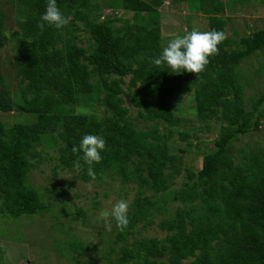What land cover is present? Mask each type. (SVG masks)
Wrapping results in <instances>:
<instances>
[{"label": "trees", "instance_id": "1", "mask_svg": "<svg viewBox=\"0 0 264 264\" xmlns=\"http://www.w3.org/2000/svg\"><path fill=\"white\" fill-rule=\"evenodd\" d=\"M163 1L106 0L103 6L99 0H57L70 17L57 29L46 22L39 26L47 0H17L23 18L10 33L0 7V51L12 45L21 109L34 118L11 126L0 118V215L18 218L49 210L29 174L38 148L54 146L58 165L85 183L118 177L135 189L128 226L98 230L108 244L102 264H264V147L244 146L237 156L233 146L241 135L261 127L264 89L248 108L245 88L251 78L243 64L264 53V27L240 39L226 35L200 73H172L152 63L166 46L159 11ZM173 1L207 15L209 30L226 34L232 20L227 10L234 1L249 0ZM104 7L133 15H105ZM192 89L198 117L219 122L220 129L213 142L196 143L202 166L187 167L179 184L183 154L171 140L177 131L190 147L194 140L179 130L182 120L171 103ZM12 110L11 96L0 88V113ZM89 133L106 140L102 160L93 165L94 177L83 161L80 169L74 167L79 154L72 152ZM77 212L86 220V209ZM154 223L164 237L139 235ZM90 249L77 237L62 246L76 260L75 254Z\"/></svg>", "mask_w": 264, "mask_h": 264}, {"label": "rangeland", "instance_id": "2", "mask_svg": "<svg viewBox=\"0 0 264 264\" xmlns=\"http://www.w3.org/2000/svg\"><path fill=\"white\" fill-rule=\"evenodd\" d=\"M99 1L106 6L104 3L106 0ZM0 7L6 14L8 32L19 28V21L23 16L17 0H0ZM159 11L163 44H167L170 39L183 34L185 29L191 30L194 26L202 31L209 30L208 16L191 11L185 2L175 3L173 0H164ZM103 14L131 18L133 11L113 12L111 8L104 7ZM226 14L232 17L227 27V36L240 39L264 27V3L260 0H249L246 3L234 1ZM81 36L85 39L84 44L88 45L87 35L81 33ZM243 67L251 78L246 84L245 97L247 107L252 108V102L264 89V53L254 54L244 62ZM259 70L261 73L256 75ZM19 79L15 68V52L9 44L0 51V88L9 93L14 103V110L0 113V118L7 126L34 119L23 113L21 109L23 103ZM127 103L129 104V101ZM196 104L194 89L188 91L183 98L173 100L171 103L173 113L182 120L178 125L179 130H187L190 133L188 139L194 140L190 147L188 140L182 139L178 131L171 140L175 150L183 154V173L178 178L179 184L186 174L187 167L196 170L202 166L203 156L195 147L196 143H202L204 146L213 142V139L219 135L220 123L201 120L198 117ZM261 110H264V105ZM136 111L137 109L132 108L133 114ZM261 121L259 129L241 135L233 143L237 156H239L238 151L244 146L249 147L257 143L264 147V115L261 116ZM196 134L200 136L199 139L196 138ZM180 149L187 151L183 152ZM38 150L41 153L30 170L29 182L42 194L49 205V210L42 214L18 218L0 215V264H84V261H92L90 264H102V254L107 251L108 244L100 240L98 230L103 228L106 232L109 227L99 219L98 213L103 208H110L120 199H126L130 204L135 197V189L124 185L118 177L106 178L104 183L98 180L85 183L77 177L76 172L58 165L60 161L57 147L40 146ZM56 186L60 187L65 195H61L55 189ZM79 207L86 209V220L77 217ZM159 220L160 216L157 215L156 222ZM111 227H115V223H112ZM139 235L162 238L165 232L158 223H154L147 230L142 229ZM73 237L91 246L90 251L85 255L75 254L79 260H76L72 253L62 252L65 241ZM118 255L119 252L114 255L115 258Z\"/></svg>", "mask_w": 264, "mask_h": 264}, {"label": "clouds", "instance_id": "3", "mask_svg": "<svg viewBox=\"0 0 264 264\" xmlns=\"http://www.w3.org/2000/svg\"><path fill=\"white\" fill-rule=\"evenodd\" d=\"M40 21L41 28L46 22L48 25L61 29L69 23V18L58 6L57 0H47L46 10L41 14ZM224 39H226V34L222 30L202 31L194 26L191 30L185 29L183 34L170 39L161 53L152 58V63L165 65V68L172 73L182 71L200 73L208 64L209 56L219 51L218 45ZM105 146L106 140L103 136L91 133L83 135L79 144H74L72 147V152L79 154L74 167L80 169L81 161H83V164L88 166V175L94 177L93 165L102 160V150ZM128 211L129 201L120 199L110 208L101 209L98 216L109 228L112 221H115L116 227L123 231L129 224Z\"/></svg>", "mask_w": 264, "mask_h": 264}]
</instances>
